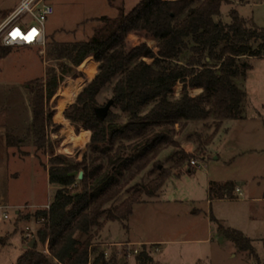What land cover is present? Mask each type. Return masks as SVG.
Here are the masks:
<instances>
[{
  "label": "trees",
  "instance_id": "trees-1",
  "mask_svg": "<svg viewBox=\"0 0 264 264\" xmlns=\"http://www.w3.org/2000/svg\"><path fill=\"white\" fill-rule=\"evenodd\" d=\"M223 4L229 5V1L205 0L196 4V0H141L128 14L120 9L113 19H96L94 34L87 41L60 43L50 39L48 55L60 62V75L47 69L46 79L31 91L35 146L45 149L50 143L46 139L49 127L58 129L53 122L56 111L48 110V106L60 85L75 75L88 58H93L98 63V73L64 113L76 132H90V143L81 161L56 155L50 146L46 170L49 184L57 191L49 213L35 212L36 219L45 218L44 225L35 234V247L26 249L16 264H119L116 257L107 260L104 252L93 259L97 250L90 233L102 227V217L107 222L127 221L135 206L144 203L143 196L152 199L161 191L171 175L164 169L149 184L136 185L132 195L115 205L151 164L159 170L157 159L164 150L179 147L175 126L183 129L187 123L212 117L217 133L225 121L245 118V92L235 81L246 80L253 68L249 58L264 59V29L242 18L235 9L229 14L230 23L217 20ZM132 31L155 37L149 45L159 41L157 52L145 43L129 48L127 39ZM10 49L0 46V58ZM182 83L185 89L180 98L172 99L173 89ZM199 83L206 92L199 86L192 90L193 95L205 94L210 99L212 93L210 101L190 96L189 88ZM111 84L113 108L118 107L126 115L124 123L112 110L105 119L97 116L101 107L98 95ZM135 141L145 142L144 154L134 162L128 161L121 151ZM182 157L176 163L178 167L191 155L184 152ZM80 173H84L82 180ZM211 185L210 199L223 198L226 193L232 198L233 185ZM218 230L260 264L250 239L222 224ZM0 242L4 244L2 239ZM38 242L48 246V253L38 250ZM153 260L143 245L136 261L153 264Z\"/></svg>",
  "mask_w": 264,
  "mask_h": 264
},
{
  "label": "rangeland",
  "instance_id": "rangeland-1",
  "mask_svg": "<svg viewBox=\"0 0 264 264\" xmlns=\"http://www.w3.org/2000/svg\"><path fill=\"white\" fill-rule=\"evenodd\" d=\"M21 1L0 0V24L20 6ZM203 1L196 0V4ZM228 1L229 5H222L217 20L230 23L229 14L235 9L242 18L264 29V0ZM140 2L45 0L46 4L54 8V14L46 23V46L12 47L8 55L0 58V206L5 208L0 210V238L8 237L7 244L0 243V264L17 263L25 251L22 240L26 227H32L35 231L39 229L34 224L37 211L33 208L49 205L57 191L54 185L49 184V173L46 170L51 158L50 146L56 155L81 161L90 143L89 134V139L75 144L67 132L71 129L72 133L79 136L84 133V129L76 132L75 126L68 120L55 119L61 105L68 99L67 92L73 83L82 80L83 85L77 98L83 87L93 80L96 70L94 66L91 71L87 70L89 63H85L82 67L90 72V76L76 69L75 75L67 77L60 85L57 100L56 95L48 106V110L56 111L53 122L58 126V129L49 127L47 131L49 145L42 150L35 146L31 123L34 94L31 91L46 79L47 69H54L60 75V62L48 55L50 39L60 43L87 41L94 34L96 19H113L120 9L128 14ZM25 22L31 21L28 18ZM132 36L135 39H127L129 48L145 43L157 52L159 42L157 45L156 42L151 43L152 47L149 45V41L155 37L144 32H134ZM146 62L151 63V60ZM248 62L253 68L246 80L235 81L245 92V118L225 121L223 131L220 128L217 133L214 132L212 117L206 121L187 123L183 129L176 125L175 141L179 147L164 150L157 159L159 170L151 164L118 198L115 205L118 206L132 195L136 185H147L158 177L161 169L171 173L167 182L152 199L143 196L144 203L135 206L133 215L127 221L107 222L102 217V227H95L90 233L97 250L92 255L93 259L98 253L104 252L107 260L116 257L119 264H140L136 261L143 247L140 242L150 241L152 244H160L146 245L154 259L153 264H259L249 252L241 251L219 232L218 226L222 223L231 230H237L238 227L248 229L260 264H264V59L249 58ZM199 86L202 87L199 84L189 88L190 96H202L210 101L205 94L193 95L192 90ZM184 89L183 83L177 84L172 99L180 98ZM112 92L113 84L106 86L98 95L97 102L101 107L112 100ZM112 112L119 115V122L127 121L126 115L118 107L113 108ZM144 143L135 141L131 145L127 144L121 152L128 161L134 162L144 154ZM184 152L191 157L178 167L176 163L183 158ZM192 160L197 162V166L190 165ZM253 179L257 180L250 184ZM214 181L230 182L242 188L244 196L234 202L214 201L211 208L209 194ZM238 182L248 184V193ZM253 196H261V200L251 204L247 199ZM19 208H22V215L16 223ZM252 211L255 214L254 220L247 217ZM4 213L8 219L3 218ZM212 214L219 223L212 221ZM85 238L82 237V240ZM37 246L38 250L48 253V246L44 247L40 242ZM136 250L138 253L135 254Z\"/></svg>",
  "mask_w": 264,
  "mask_h": 264
},
{
  "label": "built area",
  "instance_id": "built-area-1",
  "mask_svg": "<svg viewBox=\"0 0 264 264\" xmlns=\"http://www.w3.org/2000/svg\"><path fill=\"white\" fill-rule=\"evenodd\" d=\"M10 16L0 24V42L5 47H29L46 46V23L47 19L54 14V8L50 4H46L45 0H23ZM31 22H25V19ZM191 166H197V162L192 160ZM239 191V189H238ZM50 204L45 207H37L36 211H44L49 213ZM0 209H5L0 206ZM4 219H8V215H3ZM2 218H0V221ZM45 218H35L34 224L39 229L44 225ZM38 229V230H39ZM37 230V231H38ZM32 227L27 226L25 230V239L31 243L35 239L36 232ZM35 233V234H34ZM138 250L135 251V254ZM107 259V258H106ZM89 264H92L90 262Z\"/></svg>",
  "mask_w": 264,
  "mask_h": 264
},
{
  "label": "crops",
  "instance_id": "crops-1",
  "mask_svg": "<svg viewBox=\"0 0 264 264\" xmlns=\"http://www.w3.org/2000/svg\"><path fill=\"white\" fill-rule=\"evenodd\" d=\"M134 32L135 31H132V32H130V34L128 35L129 37L128 38H130L131 36H132V34H134ZM159 42V41H158ZM85 63H89V67L87 68V70H89V71H91V68H92V66H94V69L96 70V72H95V74L93 75V77H95V75L98 73V70H97V67H98V63H96L95 61H94V59L93 58H88L82 65H80V67L79 68H77V70L78 71H81L83 74H85L86 76H90V72H88V71H86V69H83V65L85 64ZM80 72V73H81ZM92 77V78H93ZM200 84V83H199ZM202 85V84H201ZM202 89L204 90V88H203V85H202ZM204 92H206L205 90H204ZM208 93H210V92H208ZM210 99L212 98V93H210ZM74 101H75V99H74ZM73 101V102H74ZM73 102H72V104H73ZM71 104V105H72ZM63 119L64 120H66L65 118H64V115H63ZM67 121V120H66ZM223 128H224V124L222 125V127H221V132L223 131ZM225 130V129H224ZM219 131V132H220ZM218 132V133H219ZM90 134V133H89ZM218 135H220V134H218ZM184 147H185V144L183 145ZM186 152H189V151H186ZM190 153V152H189ZM206 157V156H205ZM185 167H188V166H185ZM184 168V167H183ZM189 169H191L190 167H188ZM258 178V177H257ZM257 179H253V181L251 180V183L250 184H254V182L256 181ZM212 183H214V184H217V185H224V184H230V185H233L232 183H230V182H225V181H219V182H212ZM238 185H240V187H245L246 189H247V192L246 193H248V190H249V186H248V184L246 183V182H238L237 183ZM238 189H239V191H238ZM240 196H244V193H243V190H242V188H239V187H235V185H233V191H232V198H229L228 196H227V193H226V196H223V198H221V197H216V198H214V199H210L212 202H211V208L213 207V202L215 201H231V202H234V201H236ZM261 196H253L252 198H249V199H247L248 201H250V203L251 204H253L254 202H258L259 200H261V198H260ZM170 198H172V197H170ZM262 199L264 200V191H263V196H262ZM37 207H34L33 209H34V211H36L37 209H36ZM0 210H3V209H0ZM31 213V212H30ZM32 213H34V212H32ZM5 214V213H4ZM22 215V208H19L18 209V211H17V218H16V223L19 221L18 220V218L20 217ZM247 217H249L250 219H252V220H254L255 219V214L253 213V211L252 212H249L248 214H247ZM211 219H212V221L213 222H215L216 224L217 223H219V220L218 219H216L215 218V216L212 214V216H211ZM18 220V221H17ZM2 221V220H1ZM220 224H222V223H220ZM223 225V224H222ZM225 226V225H224ZM226 227V226H225ZM227 228V227H226ZM239 229H237L239 232H241L243 235H245V237L246 238H248V239H250L251 241H253V239L251 238V235H250V231H248V229H244V228H242V227H238ZM237 230H235V231H237ZM2 239V242H4V244H7L8 242H7V239H8V237H1L0 238V240ZM23 244L25 245V250L27 249V246H26V244H28L29 245V243L27 242V241H25V237H23ZM1 243V242H0ZM125 243H130L131 244V242H125ZM140 243H142L141 245H160V244H157V243H153L152 244V242H150V241H143V242H140ZM253 243H254V241H253ZM256 251V250H255ZM24 252V251H23Z\"/></svg>",
  "mask_w": 264,
  "mask_h": 264
},
{
  "label": "bare ground",
  "instance_id": "bare-ground-1",
  "mask_svg": "<svg viewBox=\"0 0 264 264\" xmlns=\"http://www.w3.org/2000/svg\"><path fill=\"white\" fill-rule=\"evenodd\" d=\"M81 85L82 84V80L81 81H78L76 83H73V85L70 87V89L68 90V99L65 101L64 104L61 105L60 107V112L59 114L55 117V119L57 118L58 120H61V121H65L63 119V114H64V111L65 109L70 106L72 104V102L74 101V99L76 98L77 94L80 92L81 90ZM67 120V119H66ZM89 131H86L84 130V133L82 135H75L74 133H72L71 129L67 132L68 134V137L70 139L73 140V142L75 144H80L82 143L84 140L89 139L88 136H89Z\"/></svg>",
  "mask_w": 264,
  "mask_h": 264
},
{
  "label": "water",
  "instance_id": "water-1",
  "mask_svg": "<svg viewBox=\"0 0 264 264\" xmlns=\"http://www.w3.org/2000/svg\"><path fill=\"white\" fill-rule=\"evenodd\" d=\"M114 104H113V100H110L105 106L100 107L97 110V116L100 117L101 119H105L109 113L110 110H112ZM84 176V173H80L79 175V179L82 180ZM36 239H33L32 242L27 246V249H33L35 247L36 244Z\"/></svg>",
  "mask_w": 264,
  "mask_h": 264
}]
</instances>
